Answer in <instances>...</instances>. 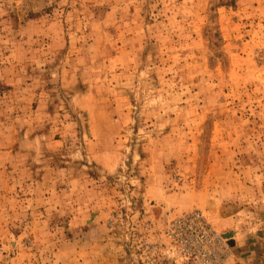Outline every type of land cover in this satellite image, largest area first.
<instances>
[{
	"label": "rangeland",
	"instance_id": "obj_1",
	"mask_svg": "<svg viewBox=\"0 0 264 264\" xmlns=\"http://www.w3.org/2000/svg\"><path fill=\"white\" fill-rule=\"evenodd\" d=\"M194 210L264 264V0H0V264H174Z\"/></svg>",
	"mask_w": 264,
	"mask_h": 264
},
{
	"label": "built area",
	"instance_id": "obj_2",
	"mask_svg": "<svg viewBox=\"0 0 264 264\" xmlns=\"http://www.w3.org/2000/svg\"><path fill=\"white\" fill-rule=\"evenodd\" d=\"M166 236L174 264H227L233 256L230 239L218 232L200 210L172 220Z\"/></svg>",
	"mask_w": 264,
	"mask_h": 264
},
{
	"label": "crops",
	"instance_id": "obj_3",
	"mask_svg": "<svg viewBox=\"0 0 264 264\" xmlns=\"http://www.w3.org/2000/svg\"><path fill=\"white\" fill-rule=\"evenodd\" d=\"M227 264H230V260L228 261V263Z\"/></svg>",
	"mask_w": 264,
	"mask_h": 264
},
{
	"label": "water",
	"instance_id": "obj_4",
	"mask_svg": "<svg viewBox=\"0 0 264 264\" xmlns=\"http://www.w3.org/2000/svg\"><path fill=\"white\" fill-rule=\"evenodd\" d=\"M229 236H231V235H228L227 237H229Z\"/></svg>",
	"mask_w": 264,
	"mask_h": 264
}]
</instances>
